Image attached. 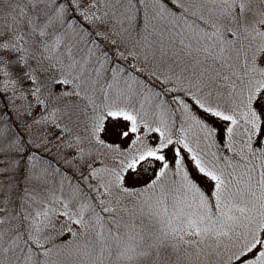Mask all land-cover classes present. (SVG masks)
I'll use <instances>...</instances> for the list:
<instances>
[{"label":"snow or ice","instance_id":"1","mask_svg":"<svg viewBox=\"0 0 264 264\" xmlns=\"http://www.w3.org/2000/svg\"><path fill=\"white\" fill-rule=\"evenodd\" d=\"M0 264H264V0H0Z\"/></svg>","mask_w":264,"mask_h":264}]
</instances>
